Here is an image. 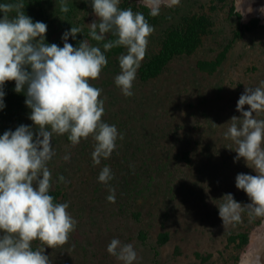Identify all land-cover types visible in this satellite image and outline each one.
Instances as JSON below:
<instances>
[{
    "label": "rangeland",
    "instance_id": "1",
    "mask_svg": "<svg viewBox=\"0 0 264 264\" xmlns=\"http://www.w3.org/2000/svg\"><path fill=\"white\" fill-rule=\"evenodd\" d=\"M64 2L66 13L60 11L61 0L14 1L24 4L34 22L47 24V44L62 47L61 37L71 27L82 29L75 39L69 37L73 46L86 39L103 51L104 43L116 39L112 33L101 42L89 36V24L96 19L91 0ZM119 7L142 12L154 28L131 97L114 83L120 73L118 57L126 53L123 47L105 52L107 66L91 81L102 89L104 122L115 125L123 139L117 140L110 158L94 165L92 137L73 146L67 134L53 135L49 194L55 202L69 204L77 224L66 244L47 248L45 254L51 264H123L107 252L115 238L133 246V264H240L252 238L262 236L264 217L250 218L245 211L242 222L224 228L216 205L226 193L250 203L235 179L238 173H255L242 158L234 162L236 145L224 133L231 117L240 116L236 104L245 87L264 81V16L252 0H180L177 6H161L155 17L144 0H120ZM197 20L203 26L197 47L173 57L156 77L141 80L140 70L155 60L165 43ZM222 54L214 71L198 68V62H213ZM14 89V81L4 85L11 107L0 111V135L14 131L18 119L32 126L26 89ZM256 118L264 119V113ZM105 166L113 174L107 185L98 181ZM109 188L114 203L107 200ZM162 233L168 235L165 243L158 241ZM32 247L46 245L37 240Z\"/></svg>",
    "mask_w": 264,
    "mask_h": 264
},
{
    "label": "clouds",
    "instance_id": "2",
    "mask_svg": "<svg viewBox=\"0 0 264 264\" xmlns=\"http://www.w3.org/2000/svg\"><path fill=\"white\" fill-rule=\"evenodd\" d=\"M144 2L155 17L161 6H177L180 0ZM119 5L120 0H91L96 17L89 24L91 39L104 41L107 33L116 37L104 43L102 51L86 39L78 46L68 42L69 37L75 39L82 33L80 27L63 33L62 47L47 44L46 23L34 22L25 14L23 3H0V110L5 107L4 85L14 81L16 93L26 89L25 104L31 109L32 121V126L21 124L0 135V264H51L46 249L66 244L76 228L69 204L55 202L49 194L52 174L47 165L55 155L53 135L67 134L73 146L92 137L94 165L110 158L117 140L123 139L115 125L104 122L102 89L91 81L99 79L107 66L105 52L123 47L126 53L118 57L120 73L114 83L125 97H131L154 28L142 12ZM68 10L61 0L60 11ZM258 11L264 14V6ZM236 111L240 116L231 117L224 136L236 145L234 162L242 158L255 175L238 173L235 179L236 188L250 203L242 204L226 193L216 205L224 228L242 222L245 211L250 218L264 217V119L256 118L264 113V81L255 88L245 87ZM64 179L59 177L61 182ZM112 179L110 167L102 168L98 181L107 185ZM109 191L107 200L114 203V190ZM37 240L46 247L34 250L32 244ZM107 252L123 264H133L137 258L131 244L122 245L115 238Z\"/></svg>",
    "mask_w": 264,
    "mask_h": 264
},
{
    "label": "trees",
    "instance_id": "3",
    "mask_svg": "<svg viewBox=\"0 0 264 264\" xmlns=\"http://www.w3.org/2000/svg\"><path fill=\"white\" fill-rule=\"evenodd\" d=\"M15 0H0V3H14ZM17 1V0H16ZM25 1V0H23ZM32 2H39L40 4L42 0H30ZM14 14V13H13ZM13 14L11 16H13ZM2 16V14H0ZM201 20H197L193 22L192 25L184 32V34H177L176 38L170 39L167 41L162 49V51L158 54L153 62L147 64L140 70V79L147 80L153 77H156L157 74L161 71V69L175 56L187 54L192 52L200 42V34H202ZM224 58V54L220 55L215 61L213 62H198L197 66L200 70L212 72L216 69L217 66L220 65ZM9 95L6 94L4 96V104L5 107L9 109L10 101H7V97ZM6 99V100H5ZM1 111V110H0ZM0 118H2L0 113ZM17 127L22 124V122L18 119L16 120ZM16 127V128H17ZM68 139V138H67ZM241 244H245L247 241V237L243 235L241 237ZM168 240L167 233H162L159 235V243H165Z\"/></svg>",
    "mask_w": 264,
    "mask_h": 264
},
{
    "label": "bare ground",
    "instance_id": "4",
    "mask_svg": "<svg viewBox=\"0 0 264 264\" xmlns=\"http://www.w3.org/2000/svg\"><path fill=\"white\" fill-rule=\"evenodd\" d=\"M253 3L256 8L258 6L257 9L264 6V0H255ZM240 264H264V232L258 239L252 238L248 252L242 257Z\"/></svg>",
    "mask_w": 264,
    "mask_h": 264
},
{
    "label": "flooded vegetation",
    "instance_id": "5",
    "mask_svg": "<svg viewBox=\"0 0 264 264\" xmlns=\"http://www.w3.org/2000/svg\"><path fill=\"white\" fill-rule=\"evenodd\" d=\"M252 1H255V0H252ZM241 2L243 3V2H244V0H240V3H241Z\"/></svg>",
    "mask_w": 264,
    "mask_h": 264
}]
</instances>
